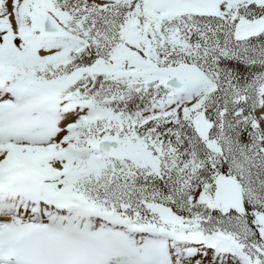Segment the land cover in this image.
Listing matches in <instances>:
<instances>
[{"label":"snow or ice","instance_id":"snow-or-ice-1","mask_svg":"<svg viewBox=\"0 0 264 264\" xmlns=\"http://www.w3.org/2000/svg\"><path fill=\"white\" fill-rule=\"evenodd\" d=\"M0 264H264V0H0Z\"/></svg>","mask_w":264,"mask_h":264}]
</instances>
